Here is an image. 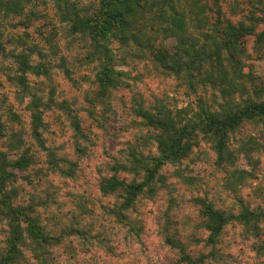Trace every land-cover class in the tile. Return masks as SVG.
<instances>
[{
	"label": "clouds",
	"instance_id": "clouds-1",
	"mask_svg": "<svg viewBox=\"0 0 264 264\" xmlns=\"http://www.w3.org/2000/svg\"><path fill=\"white\" fill-rule=\"evenodd\" d=\"M0 264H264V0H0Z\"/></svg>",
	"mask_w": 264,
	"mask_h": 264
},
{
	"label": "trees",
	"instance_id": "trees-1",
	"mask_svg": "<svg viewBox=\"0 0 264 264\" xmlns=\"http://www.w3.org/2000/svg\"><path fill=\"white\" fill-rule=\"evenodd\" d=\"M118 17L116 16H112V17H109L106 21H105V24L106 25H111L112 23H114L115 20H117Z\"/></svg>",
	"mask_w": 264,
	"mask_h": 264
}]
</instances>
